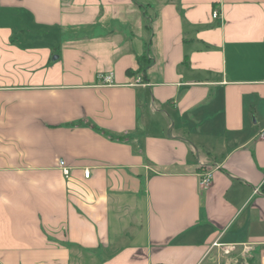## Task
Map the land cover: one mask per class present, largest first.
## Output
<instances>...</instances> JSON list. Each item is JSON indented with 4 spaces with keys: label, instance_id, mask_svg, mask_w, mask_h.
<instances>
[{
    "label": "crops",
    "instance_id": "obj_1",
    "mask_svg": "<svg viewBox=\"0 0 264 264\" xmlns=\"http://www.w3.org/2000/svg\"><path fill=\"white\" fill-rule=\"evenodd\" d=\"M251 263L264 0H0V264Z\"/></svg>",
    "mask_w": 264,
    "mask_h": 264
},
{
    "label": "built area",
    "instance_id": "obj_2",
    "mask_svg": "<svg viewBox=\"0 0 264 264\" xmlns=\"http://www.w3.org/2000/svg\"><path fill=\"white\" fill-rule=\"evenodd\" d=\"M212 17H213V19L218 18V13L214 12ZM99 77H100L102 84H105V85L112 84L113 80L111 79L112 78L111 75H103V76H99ZM58 166H59L61 172L63 173L64 177L66 179H68L69 175H70V170L64 166V163L62 161H59ZM89 175H90V172L88 170L83 171V177L85 179L89 178ZM211 181H212V173H209V172L204 173L200 176L199 186L201 188L206 189L211 185Z\"/></svg>",
    "mask_w": 264,
    "mask_h": 264
},
{
    "label": "trees",
    "instance_id": "obj_3",
    "mask_svg": "<svg viewBox=\"0 0 264 264\" xmlns=\"http://www.w3.org/2000/svg\"><path fill=\"white\" fill-rule=\"evenodd\" d=\"M143 58H138V63L137 64H139V71H138V73L139 72H141L142 70H144L145 69V67H146V65L147 64H142V60Z\"/></svg>",
    "mask_w": 264,
    "mask_h": 264
},
{
    "label": "rangeland",
    "instance_id": "obj_4",
    "mask_svg": "<svg viewBox=\"0 0 264 264\" xmlns=\"http://www.w3.org/2000/svg\"><path fill=\"white\" fill-rule=\"evenodd\" d=\"M251 264H255V263H251Z\"/></svg>",
    "mask_w": 264,
    "mask_h": 264
}]
</instances>
